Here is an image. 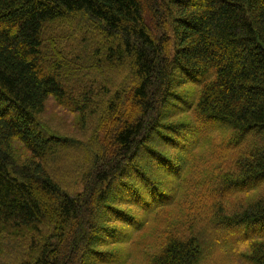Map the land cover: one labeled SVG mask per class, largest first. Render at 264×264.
<instances>
[{
    "label": "trees",
    "instance_id": "1",
    "mask_svg": "<svg viewBox=\"0 0 264 264\" xmlns=\"http://www.w3.org/2000/svg\"><path fill=\"white\" fill-rule=\"evenodd\" d=\"M76 16L96 34L85 30L67 61L46 34ZM51 99L96 120L86 147L50 133ZM211 156L216 170L197 180ZM68 170L77 179L64 181ZM259 188L264 0H0V264H205L208 244L182 206L170 225L180 197L208 202L218 244L249 249L241 264H264V195L225 208ZM150 222L166 228L148 252ZM102 241L113 248L95 255Z\"/></svg>",
    "mask_w": 264,
    "mask_h": 264
},
{
    "label": "rangeland",
    "instance_id": "2",
    "mask_svg": "<svg viewBox=\"0 0 264 264\" xmlns=\"http://www.w3.org/2000/svg\"><path fill=\"white\" fill-rule=\"evenodd\" d=\"M82 19H83L82 17L76 16L73 19L74 21L72 20L73 23H72V21H69L68 23L53 25L52 26L53 28L49 29L48 33L46 34V37L50 41L54 40L59 51L62 52V57H64V59H66L67 61L71 60L73 58V56L76 55V53L78 52V44L80 43V41L84 35L83 32L85 30H87V31H85V33H89V34H91V36L96 34V33H94L95 28L93 26H90L87 22L81 21ZM79 27L82 28L83 31H80ZM57 40L62 41L61 45L58 44ZM101 44L102 43H100V45ZM109 78H110L109 83H113L115 79L111 78V76ZM86 81L89 82L88 80H86ZM93 85H94V83L91 84V87ZM105 86H106V84H105ZM109 89L113 90V88H109ZM179 111H180V108L178 106L172 107L169 111V114L173 115V116L169 119V121L176 122V121H179L180 119H182L183 117H185L184 115L181 114L182 112H179ZM178 112H179V114H178ZM41 120L46 126H49L50 133L61 136L62 138H65V139L67 138L72 143H74V144L78 143L83 148L86 147L85 145L87 142L89 143L92 140L91 137L93 135H98V133H99V130H97V133H95L96 132V123H95L96 120L95 121L90 120L89 122L87 121L83 124L82 120L78 116V114H75L73 112H71V113L67 112L54 99H51V101L48 102L45 113L41 116ZM215 138H214V141L220 145L222 139H219V138L215 139ZM214 146L215 147L212 150L216 153V155H218L217 154L218 150H219L218 145H214ZM162 151L165 152V150L163 148H162ZM76 152H77V150H71V152H70V150H68L67 153H69V155H71L70 156V157H72L71 160H73V158L76 157ZM165 153H167V152H165ZM15 155L17 158H23V159L25 158L24 152L19 147H16ZM63 157L64 156H62V158ZM138 158H140V157H137V159ZM216 158H217L216 156L209 157V162L206 164V166L204 168H202L196 174L197 180H203V178H204L203 174H204L205 169H206V172L210 171L211 174L214 172V170H216V168H215L216 164L214 162V160ZM71 160L66 159L65 164L66 165H67V163L73 164V161H71ZM219 161L222 164H224L226 167L227 166L231 167L230 160H228V157L225 158L223 156V159H221ZM66 165H62V166L66 168L67 167ZM58 166H60V165L56 164L55 168H57ZM60 168L61 167L56 169L55 173H57L60 170ZM227 170H228V168H227ZM68 171H67V173H68ZM215 173H217V172H215ZM68 176H69V178L67 180H64V181H70V180L73 181L74 179H77L75 177V174H73L71 172V170L69 171ZM165 178H166V180H169L170 177L167 178L165 174L162 175L161 182H162V184L165 185L164 189L166 191L168 189L167 188L168 185L165 182L166 181ZM198 183H201V181H198ZM140 186H142V183H140ZM76 189H77V191H79L80 189L82 190V187H80V185H79L76 187ZM263 195H264V188L250 189V191H247V192H240V193L235 194L234 196L228 198V202H226L225 208L230 213L238 212L243 207H246L249 202H254V201L258 200ZM114 197L119 198L121 196H120V194L111 195V198L115 200ZM191 197H195V196H193L191 194ZM181 199H183V203L180 202ZM179 206H182V213L184 216V221H185L186 227L190 226V227L195 228L198 231L199 235L208 244V254H207V257L205 260V264L208 261H210L211 264H226V262L228 264H241V261L243 263H245L243 260V258L245 256H243V254H245V253H247V251H249V249L247 247L241 246V248L238 247V249L235 248L232 251L230 248H226L224 245L222 246L221 244L220 245L218 244V243H220V242H217V237L219 238V236H216L212 232L210 222L208 221V211H207L208 202H206V201L201 202L199 200L186 199V198L180 197L179 202H176L173 207H169V209L171 210V212L169 214H171V215H169V214H167V215L170 216L169 221L171 223L170 224L171 226H173V225L176 226L177 215L180 218H182L180 215V212H178V209H180ZM110 207H113V206H110ZM125 210L127 211V209H125ZM143 216L144 215L142 214L141 217H143ZM161 217L162 216H159V218H161ZM158 221L159 220H156V223ZM156 223L150 222V224L146 226L147 232L150 230V232L148 233V237H149L151 242H145L143 244V246L145 247V249H148V252H150L149 248H152L154 246L159 245V243L161 241L160 238L162 237V234H164L163 231L166 228V226H162L161 222L159 224H156ZM115 224L116 223H112V222L107 223V227H113V226H115ZM146 235H142V237H144V240H145ZM104 239H105V241H111V240H107L109 238H104ZM220 240L221 239H219L218 241H220ZM234 241H236V240H234ZM105 243L106 242L102 241V243L100 245H105V246H99L96 248L94 247L95 255H96V253L98 254L99 252L102 254H104V253L106 254V253H108L110 248H113V246H111V245L107 246V244H105ZM258 243H260V242L256 241L253 243V245H256ZM249 245H251V244H249ZM135 258L139 260L140 254L137 253L135 255ZM136 264H146V262L140 261Z\"/></svg>",
    "mask_w": 264,
    "mask_h": 264
}]
</instances>
